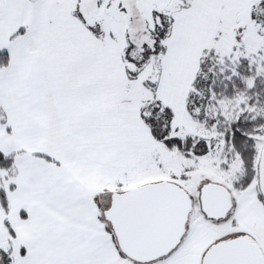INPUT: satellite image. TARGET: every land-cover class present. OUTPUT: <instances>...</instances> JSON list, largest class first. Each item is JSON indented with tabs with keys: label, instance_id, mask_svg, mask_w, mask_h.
Wrapping results in <instances>:
<instances>
[{
	"label": "snow or ice",
	"instance_id": "6c2138e0",
	"mask_svg": "<svg viewBox=\"0 0 264 264\" xmlns=\"http://www.w3.org/2000/svg\"><path fill=\"white\" fill-rule=\"evenodd\" d=\"M0 264H264V0H0Z\"/></svg>",
	"mask_w": 264,
	"mask_h": 264
}]
</instances>
